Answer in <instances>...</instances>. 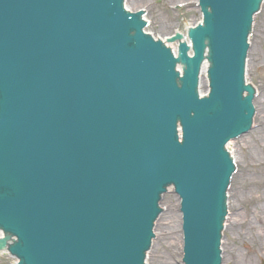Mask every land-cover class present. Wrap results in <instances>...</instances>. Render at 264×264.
<instances>
[{
	"label": "water",
	"instance_id": "water-1",
	"mask_svg": "<svg viewBox=\"0 0 264 264\" xmlns=\"http://www.w3.org/2000/svg\"><path fill=\"white\" fill-rule=\"evenodd\" d=\"M198 1L125 6L165 41L202 21ZM260 1L200 0L195 56L182 43L176 60L124 0H0V228L20 264H144L170 185L185 264H221L224 147L254 116L244 65ZM160 208L145 264H182L173 189Z\"/></svg>",
	"mask_w": 264,
	"mask_h": 264
},
{
	"label": "rangeland",
	"instance_id": "rangeland-1",
	"mask_svg": "<svg viewBox=\"0 0 264 264\" xmlns=\"http://www.w3.org/2000/svg\"><path fill=\"white\" fill-rule=\"evenodd\" d=\"M249 44L246 81L256 89V114L252 130L227 146L236 170L228 189L229 215L222 233V264H262L264 261V242L247 228L250 222L260 226L250 212L251 202L258 198H249L251 193L260 190L243 186L247 178L264 182V0L254 17ZM15 262L9 255L0 254V264Z\"/></svg>",
	"mask_w": 264,
	"mask_h": 264
},
{
	"label": "bare ground",
	"instance_id": "bare-ground-1",
	"mask_svg": "<svg viewBox=\"0 0 264 264\" xmlns=\"http://www.w3.org/2000/svg\"><path fill=\"white\" fill-rule=\"evenodd\" d=\"M251 173V172H249ZM252 174V173H251ZM244 187H258V190L254 194L251 193L249 198H253L257 196V200L255 202H251V215H253L254 218H257L259 220L260 226L257 227L256 224L250 222L247 226L248 231H254L255 237L264 242V182H260V180L250 179L247 178L243 184ZM0 236H2V233H0ZM0 253H7L6 251L0 252Z\"/></svg>",
	"mask_w": 264,
	"mask_h": 264
}]
</instances>
